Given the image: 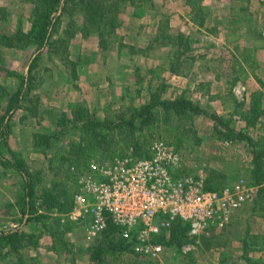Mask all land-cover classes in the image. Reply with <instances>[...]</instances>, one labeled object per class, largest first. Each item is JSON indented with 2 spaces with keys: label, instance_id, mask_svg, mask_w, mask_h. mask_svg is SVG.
Returning a JSON list of instances; mask_svg holds the SVG:
<instances>
[{
  "label": "rangeland",
  "instance_id": "374dc122",
  "mask_svg": "<svg viewBox=\"0 0 264 264\" xmlns=\"http://www.w3.org/2000/svg\"><path fill=\"white\" fill-rule=\"evenodd\" d=\"M202 6L208 8L205 27L194 23L189 0H152L149 6L124 1L108 34H84L86 13L72 8L58 18L44 48L0 45V121L5 129L0 135V233L21 232L23 264H97L90 258L97 241L86 242L84 228L61 222L71 211L76 178L69 164H63L65 156L84 142L77 124L80 112L116 123L142 105L182 99L203 112L166 126L170 133L145 130L140 143L147 142L146 149L156 141L179 146L185 173H202L206 180L213 176L222 181L220 191L241 180L260 191L224 230L190 237L181 249L169 248L165 264H247L246 253L264 262V183L256 185L249 174L253 153L264 148V113L253 126L239 114L248 109L255 92L264 101L258 82L264 80V60L254 49L264 38V0H204ZM0 7L5 9L0 23L7 34L31 29L32 5L26 0H0ZM242 31L254 33L242 36ZM34 58L38 60L29 78ZM240 64L246 68L237 72ZM209 84L214 94H207ZM214 88L220 97L210 99L218 94ZM19 91L9 114V96ZM74 122L77 129L62 134ZM230 130L235 134L224 137ZM116 139L115 147L101 152L104 161L118 158L113 157L116 148L121 157H136V148L124 136ZM101 153L88 156L101 159ZM31 182L33 212L27 215L21 200ZM45 190H52L57 205L47 206ZM0 264H19L15 251L0 246ZM105 264L143 263L126 252L108 256Z\"/></svg>",
  "mask_w": 264,
  "mask_h": 264
},
{
  "label": "built area",
  "instance_id": "2783aa9c",
  "mask_svg": "<svg viewBox=\"0 0 264 264\" xmlns=\"http://www.w3.org/2000/svg\"><path fill=\"white\" fill-rule=\"evenodd\" d=\"M149 153L148 158L93 159L81 171L72 167L73 206L61 222L84 228L86 242L97 241L112 225L134 241V254L165 264L169 248L158 237H168L175 221L188 223L195 238L224 230L260 191L243 180L221 191L207 190L202 173H185L173 145L156 141Z\"/></svg>",
  "mask_w": 264,
  "mask_h": 264
},
{
  "label": "trees",
  "instance_id": "16d2710c",
  "mask_svg": "<svg viewBox=\"0 0 264 264\" xmlns=\"http://www.w3.org/2000/svg\"><path fill=\"white\" fill-rule=\"evenodd\" d=\"M32 5V11L30 13L31 17V29L25 32L22 27L18 28L14 34H7V32L2 30L0 23V45L11 48V49H31L36 48L40 50L44 48L50 41L51 31L55 27L58 18L63 17L68 14L72 8H78L86 13L84 19L85 24L83 26L84 34L88 31H94L98 34L110 33L114 30V21L116 10L124 1H129L133 6H138V4H144L149 6L152 0H26ZM204 0H189L191 14L193 15V21L199 27L206 26V18L208 8L202 6ZM245 9V8H244ZM243 9V10H244ZM5 9L0 7V14L3 18ZM60 13V14H59ZM59 14V16H58ZM0 18V21L2 20ZM248 27V26H247ZM248 29H250L248 27ZM37 58H34L31 62V67L29 69V78L32 75V71L36 68ZM23 81H25L23 79ZM5 91V89H2ZM22 91L17 92L9 96V114L12 109L16 108L14 104L18 102V99ZM263 94L261 92H255L250 100V104L247 110L240 111L239 114L243 121L249 125H255L259 117L264 113L263 107ZM203 109L198 104L194 102L182 99L179 101L171 100H160L159 102L150 103L142 105L140 108H134L131 110L128 118L124 116L120 122H102L96 118H91L87 110L83 109L78 116L77 124L78 129L84 135V142L73 145L69 152V156H65L66 162L69 168L76 167L77 170H82L86 168L89 164L91 157L88 155L93 153H101L111 150L117 144L116 135L119 137L124 136V141L130 143L136 148V153L134 154L137 158H148L150 157L149 148L147 142L145 144L140 143L141 138H144L143 132L145 130L153 129H164L166 133H170L167 127H173L179 120L183 118L192 119L194 116L200 115ZM2 121V120H1ZM0 121V135L4 129V125L1 128L4 121ZM69 124V123H68ZM66 124V125H68ZM76 122L73 126H66L65 131H70L71 129H77ZM225 128L228 127V123L224 122ZM216 131V129H215ZM221 134V132H218ZM235 132L233 130L224 134V137L233 136ZM241 140L245 139L244 135L238 134ZM224 140V138H220ZM146 141V140H145ZM120 143V142H119ZM147 145V146H146ZM130 146V145H129ZM128 146V147H129ZM111 147V148H109ZM179 149V146H178ZM177 151L179 152V150ZM145 151V152H144ZM101 159L104 161L105 155L101 153ZM121 154L115 150L114 156L121 157ZM124 156V155H123ZM114 159V158H113ZM11 162L3 161L4 167H11ZM14 165V164H13ZM15 166L19 168L17 163ZM251 169L249 171L252 179H255V184L260 185L264 183V148L258 152L253 153V160L251 163ZM70 168V169H71ZM70 169L67 171L69 172ZM71 172V171H70ZM222 177V176H221ZM219 177V178H221ZM213 176H210L206 180V188L210 191H220V182L215 181ZM220 180V179H219ZM75 181V178L74 180ZM27 184V183H26ZM33 184L25 186V195L22 198L24 214L30 215L33 212V194L32 189ZM30 189V190H29ZM33 190V189H32ZM45 194L49 199L47 206L57 205L56 196L53 195L52 190H45ZM261 195H264V188H261ZM260 195V196H261ZM259 196V197H260ZM32 197V198H31ZM257 200V199H256ZM257 202V201H255ZM59 205V204H58ZM73 203L71 202V209ZM190 226L188 223L181 220H177L172 224L169 236L161 235L158 237V241L162 243L167 248L181 249V247L190 243ZM21 232H7L0 233V246L5 248H10L15 251L17 255V260L19 264H23L20 250H21ZM134 241L131 239H125L122 237L121 231L109 225L107 230L102 234V236L97 240L96 244L90 248V258L97 264H105V259L110 255L121 256L124 253H134L133 252ZM246 253L244 259L247 264H264L262 260H253ZM139 263L152 264L153 261L149 258L136 255Z\"/></svg>",
  "mask_w": 264,
  "mask_h": 264
},
{
  "label": "crops",
  "instance_id": "0c3cea01",
  "mask_svg": "<svg viewBox=\"0 0 264 264\" xmlns=\"http://www.w3.org/2000/svg\"><path fill=\"white\" fill-rule=\"evenodd\" d=\"M263 1V0H262ZM261 15H263V13H262V11H261ZM248 33H250V34H253L254 32H252V31H248ZM248 33L247 32H243L242 31V33H241V35L243 34H245V36H248ZM242 35V36H243ZM250 37V36H249ZM225 44H226V42H225ZM254 49H257V53H258V55H259V57H260V60H264V38L263 39H261L260 41H258V42H256V44H255V46H254ZM257 59H255V61H256ZM241 66V64L239 65V67H237L236 69H237V72L239 71V72H241L242 70H244L246 67L245 66H243V67H240ZM236 72V73H237ZM239 77H241L240 76V74H239ZM241 78H239V80H240ZM235 80H236V78H235ZM213 81H215V83L216 84H220L221 82H220V79L218 78V77H215L214 78V80ZM258 82H259V85H261V86H263L264 87V80H260V79H258ZM210 85L211 84H209V85H207V89H208V87H210ZM199 86H202V84H200ZM213 86V85H212ZM214 90L218 93V94H216L213 98H210V99H217L218 97H220L219 95L221 94L219 91H218V89L217 88H214ZM209 93H211V94H214V92H210V90L208 89L207 90V94H209ZM226 95H227V93H226ZM225 99H226V96H225ZM225 264H227L226 262H225Z\"/></svg>",
  "mask_w": 264,
  "mask_h": 264
}]
</instances>
